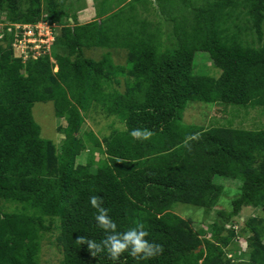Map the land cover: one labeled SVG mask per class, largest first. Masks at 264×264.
<instances>
[{
	"label": "trees",
	"instance_id": "16d2710c",
	"mask_svg": "<svg viewBox=\"0 0 264 264\" xmlns=\"http://www.w3.org/2000/svg\"><path fill=\"white\" fill-rule=\"evenodd\" d=\"M73 1L0 0V264H39L52 230L59 264H264V129L182 121L188 102L264 113V0H103L80 24ZM39 22L58 26L54 40L23 60L15 36ZM94 48L98 58L85 55ZM198 52L211 68H196ZM48 101L63 120L57 143L31 115ZM91 113L123 128L83 131ZM92 196L114 229L95 221ZM176 203L222 208L193 229ZM245 208L261 211L240 221ZM137 223L151 256L128 243L113 259L109 237L123 243Z\"/></svg>",
	"mask_w": 264,
	"mask_h": 264
},
{
	"label": "rangeland",
	"instance_id": "374dc122",
	"mask_svg": "<svg viewBox=\"0 0 264 264\" xmlns=\"http://www.w3.org/2000/svg\"><path fill=\"white\" fill-rule=\"evenodd\" d=\"M71 1V0H68ZM103 0H74L73 5L76 9V18L80 23L88 22L95 18L98 11V6ZM4 15H0V21H2ZM153 19V16L149 17ZM154 16V21L156 20ZM163 21V18H160ZM6 23L0 22V27ZM163 28L165 31H169L170 25L163 22ZM43 24L39 26L38 33L35 31L32 39L28 40L23 38L14 44L15 53L17 55H23L31 53V57H37L41 53H47L49 44L54 40V32L56 31L54 27L58 28L56 24H51L52 27ZM53 28V31L51 30ZM29 35H33L32 32H28ZM1 36V35H0ZM27 42H31L28 44ZM28 46V48H26ZM95 50L85 51V55L91 58H98L102 53L101 49L94 48ZM112 58L117 63H124L125 61V50L121 49H111ZM25 60L26 56H22ZM194 65L197 69H204L203 66L212 67V64L207 60V55L203 52H198L194 61ZM53 71H56L54 67ZM213 74L217 75L218 72L212 69ZM122 89V85L118 87ZM32 118L35 120L36 124L40 127V135L45 139H51L56 143L60 141V134L56 131L58 124L62 123L63 120H59L54 112V106L52 101L48 102H35L32 106ZM183 123L185 124H196L201 125L206 128L210 126H229L237 127L248 130H258L264 129V113L256 112L253 108L246 107H236L233 105L225 106L221 103H204V102H188L183 111ZM111 127L123 128L117 120L113 117H104L101 114L91 113L86 117L85 123L82 127L83 131L91 129L98 137L107 135L110 132ZM98 152H95V157H99ZM225 179V180H224ZM217 179L226 181L229 179ZM231 186V184H228ZM231 187L235 188V184ZM232 190H235L233 189ZM12 204V203H10ZM16 205V203L12 204ZM12 205L3 204L7 211L13 208ZM3 208V209H4ZM222 206L217 205L213 210L207 213L201 207H196L189 204L176 203L173 205L172 210L179 216L185 218L192 217L191 226L193 229L207 228V224H210L216 216V211L221 209ZM5 209V210H6ZM14 209H11V211ZM261 208H245L241 212L240 221L245 220L249 215H255L260 213ZM55 230H52L50 234L44 236L41 240V250L39 254V264H59L62 258V254L55 245L53 244L55 239ZM236 243L239 245L241 251L246 249L247 242L244 238L240 236L237 237ZM229 256L237 255V253L231 249L228 251Z\"/></svg>",
	"mask_w": 264,
	"mask_h": 264
},
{
	"label": "clouds",
	"instance_id": "9594fccd",
	"mask_svg": "<svg viewBox=\"0 0 264 264\" xmlns=\"http://www.w3.org/2000/svg\"><path fill=\"white\" fill-rule=\"evenodd\" d=\"M56 28V27H55ZM133 136L139 135L137 131H133L131 133ZM101 200L102 197L99 196H92L90 197V203L91 205L97 209V214L95 216V221L98 223L99 226L101 227H106V228H115L116 225L115 223L111 222L109 218L106 216L107 209L101 208ZM143 224L137 223L135 228H131L127 230L124 235H123V243L120 242V240L116 239L115 236L109 237L111 241V257L114 259L118 253H120L126 246V244L130 243L133 246V252L134 253H139L141 251H144L147 253V256H151V253L148 251L149 245L147 241L143 239L144 236L147 235L146 231H136V228L143 229ZM77 242L80 244H87L88 249L91 250L94 247H98L97 245L94 244L93 241L87 239L86 237H79L77 239ZM155 247L160 250L161 246L158 244H155Z\"/></svg>",
	"mask_w": 264,
	"mask_h": 264
},
{
	"label": "built area",
	"instance_id": "2783aa9c",
	"mask_svg": "<svg viewBox=\"0 0 264 264\" xmlns=\"http://www.w3.org/2000/svg\"><path fill=\"white\" fill-rule=\"evenodd\" d=\"M43 24H46L47 26L52 27L51 24L47 23V22H39L37 25H34V26L22 25L21 28H20V26H16V28L21 29V35H22L21 38H19L18 36H15L16 42L20 41L23 38L27 39V41L32 39L33 37L35 38L36 36H34V32L36 31L38 33L39 29L41 28V27L39 28V26H42ZM51 30L53 31V28H51ZM28 32H32L33 35H29ZM16 42H14V44ZM27 43L30 44L31 42H27ZM26 48H28V46ZM22 54H23L22 56H26V57L28 56V54H25L24 52H22ZM29 54L31 55V53H29Z\"/></svg>",
	"mask_w": 264,
	"mask_h": 264
},
{
	"label": "water",
	"instance_id": "95a60500",
	"mask_svg": "<svg viewBox=\"0 0 264 264\" xmlns=\"http://www.w3.org/2000/svg\"><path fill=\"white\" fill-rule=\"evenodd\" d=\"M70 21H71V19H70Z\"/></svg>",
	"mask_w": 264,
	"mask_h": 264
}]
</instances>
